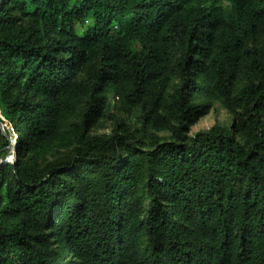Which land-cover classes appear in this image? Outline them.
Listing matches in <instances>:
<instances>
[{
	"label": "trees",
	"instance_id": "trees-1",
	"mask_svg": "<svg viewBox=\"0 0 264 264\" xmlns=\"http://www.w3.org/2000/svg\"><path fill=\"white\" fill-rule=\"evenodd\" d=\"M0 109V264H264V0H0Z\"/></svg>",
	"mask_w": 264,
	"mask_h": 264
},
{
	"label": "rangeland",
	"instance_id": "rangeland-1",
	"mask_svg": "<svg viewBox=\"0 0 264 264\" xmlns=\"http://www.w3.org/2000/svg\"><path fill=\"white\" fill-rule=\"evenodd\" d=\"M78 29L79 31H82L83 27H79ZM131 46L132 48H138L137 43H133ZM193 101L198 104L207 105L206 109H208V113L201 117L200 120L191 127L190 135H194L198 132H206L214 125L231 127L235 123V115L223 105L220 99L214 97H204L195 98L193 99ZM85 109L86 106L81 107V109L75 112L73 117L67 123V127H69V130L71 131L70 133L73 134V129H75L74 125H80V121ZM0 119L4 121V124L1 125L3 132L13 146L16 139V134L14 133L12 126L2 115L1 109ZM120 119L124 120L132 129L139 126L137 111L129 109V107L124 104L121 99H119L113 93H109L106 113L98 122H96L92 126L91 133L94 135L109 136L115 127L116 120ZM151 132H153L163 140H168L171 136V133L169 131L158 132L152 130ZM71 154L72 149L58 148L54 153L51 154V156L48 157V160H55L58 158L61 159ZM14 156V149L13 147H11L5 158L1 159V161L4 160L6 162H10L13 160Z\"/></svg>",
	"mask_w": 264,
	"mask_h": 264
}]
</instances>
